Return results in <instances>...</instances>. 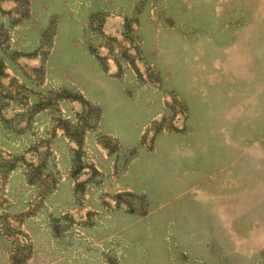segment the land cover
I'll use <instances>...</instances> for the list:
<instances>
[{"label": "rangeland", "instance_id": "1", "mask_svg": "<svg viewBox=\"0 0 264 264\" xmlns=\"http://www.w3.org/2000/svg\"><path fill=\"white\" fill-rule=\"evenodd\" d=\"M0 264H264V0H0Z\"/></svg>", "mask_w": 264, "mask_h": 264}]
</instances>
